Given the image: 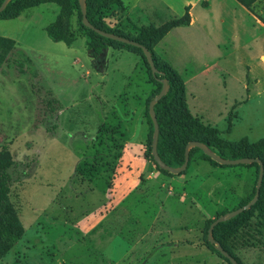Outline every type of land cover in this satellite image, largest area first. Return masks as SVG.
<instances>
[{"label":"rangeland","instance_id":"374dc122","mask_svg":"<svg viewBox=\"0 0 264 264\" xmlns=\"http://www.w3.org/2000/svg\"><path fill=\"white\" fill-rule=\"evenodd\" d=\"M123 1L126 20L105 22L131 37L192 5L197 23L171 30L156 54L183 79L190 113L221 140L264 138V0L252 13L233 0H208L214 15L200 0ZM28 11L0 20V36L28 60L15 65L17 55L0 73V150L15 163L8 199L24 229L0 264H227L207 247V223L252 197L256 167L214 165L195 153L183 174L158 171L146 118L157 87L141 57L122 50L102 75L82 49L76 15L71 31L81 42L68 47L45 32L58 6ZM221 14L237 25L227 38L210 31ZM107 118L112 126L101 129ZM227 245L242 264H264L256 212Z\"/></svg>","mask_w":264,"mask_h":264},{"label":"trees","instance_id":"16d2710c","mask_svg":"<svg viewBox=\"0 0 264 264\" xmlns=\"http://www.w3.org/2000/svg\"><path fill=\"white\" fill-rule=\"evenodd\" d=\"M2 1L3 0H0V5ZM237 1L251 11L253 4L257 0ZM44 3H54L59 7V12L55 20L45 27L46 35L51 41L63 42L68 47L74 43L76 36L71 31V18L76 15L79 31L85 38V44L92 59L97 58L103 50L107 48L126 50L141 57L147 68L150 80L157 87L146 99V118L149 125V157L158 171L169 174V172L161 170L158 167L151 155L153 125L148 114V104L150 100L159 93L162 87L161 80H166L169 87L167 93L154 106L159 126L157 151L161 161L170 167L181 166L184 162V150L187 143L199 141L206 144L213 151L216 150V153L225 159H260L264 167V138H260L253 143L249 142L247 138H242L235 142L221 140L218 137L219 132L216 129L204 125L197 117H194L190 113L186 103L183 79L174 68L163 61L154 51V47L169 31L176 27L189 25V6L184 8V12L180 17L170 19L159 26L147 25L136 28L138 35L131 37L122 32L112 30L105 22L106 19L113 18L116 15L119 16L121 12H124L123 0H86V17L91 25L102 31L131 39L148 49L151 53L154 65L159 72V74L153 76L140 48L102 37L82 24V15L78 0H11L3 11L0 12V20L15 19L23 10ZM14 45L15 42L13 39L0 36V68L14 48ZM111 116H114V113H112ZM107 121L108 118L100 126L101 129L112 126L110 123H107ZM110 129L113 130V128ZM195 153H200L203 160L216 165L214 161L204 155L198 148H192L189 151L188 165L192 162ZM14 164L7 147L3 146L0 150V260L15 246L24 231L8 199V191L13 182L9 170L14 167ZM251 166L256 167L258 176V165L253 163ZM180 174H183V172ZM252 197L240 204L237 208L248 203ZM254 212L257 213L260 226L264 229V171L257 202L249 210L240 213L226 222L217 224L212 231L214 240L217 241L223 250L230 254L238 264L242 263L228 248L227 242L230 236L253 216ZM214 219L208 221L207 229ZM207 247L225 260L227 264H230L229 261L222 257L220 253L216 251L215 247L208 242V239Z\"/></svg>","mask_w":264,"mask_h":264},{"label":"water","instance_id":"95a60500","mask_svg":"<svg viewBox=\"0 0 264 264\" xmlns=\"http://www.w3.org/2000/svg\"><path fill=\"white\" fill-rule=\"evenodd\" d=\"M10 1L11 0H3L2 1L1 5H0V12L3 11V9L6 7V5ZM78 4H79L81 15H82V24L85 27L91 29L92 31H94L95 33L99 34L102 37L140 48L143 52V55L146 59V62L148 63V66L151 70L152 75L154 76L156 74H159L158 70L156 69V67L154 65L151 53L148 51V49L146 47H144L143 45H141V44H139V43H137L131 39H128L126 37H122V36L116 35L114 33L105 32V31H102L100 29L95 28L93 25H91L89 23V21L87 20V17H86V0H78ZM161 83H162V87H161L159 93L156 94L150 100V102L148 104V114H149V117H150V119L152 121V125H153L152 142H151V155L153 157L154 162L158 165V167L161 170L167 171V172L174 174V175H177V174L184 172L187 168V165H188L189 151L192 148H198L204 155H206L212 161H214L220 165L235 166V165H251L253 163H256L258 165V168H259L258 177H257V182H256L255 194L252 197V199L248 203L243 205L242 207L234 209L232 211H229L227 213H224V214L218 216L216 219H214V221L209 225V227L207 229L208 242L211 245H213L215 247L216 251L219 252L222 257L227 259L230 264H238L237 261L230 254H228L225 250H223L221 245L217 241L214 240V238L212 236V231H213V228L217 224L226 222V221L236 217L240 213L249 210L257 202V200L259 198V191H260L261 182H262V178H263V171H264L263 163L261 162L260 159H253V158L225 159V158L221 157L220 155H218L216 152H214L206 144L201 143L199 141H191V142L187 143V145L185 146L184 162L181 166L170 167V166L166 165L163 161H161V159L158 155V151H157V143H158V137H159V126H158V122H157L155 111H154L155 104L167 93L168 88H169L166 80H161Z\"/></svg>","mask_w":264,"mask_h":264},{"label":"crops","instance_id":"0c3cea01","mask_svg":"<svg viewBox=\"0 0 264 264\" xmlns=\"http://www.w3.org/2000/svg\"><path fill=\"white\" fill-rule=\"evenodd\" d=\"M208 1V0H207ZM233 2L235 3V5L237 6V7H239L241 10H242V8L243 9H245V10H247L248 12H250V13H252V8H253V6H254V4L256 3H254L253 4V6H252V8H251V11H249L248 9H246L244 6H242L237 0H233ZM199 3H200V5L202 6V7H204L208 12H210V15H214V9H212L211 10V4H210V2L208 1V6H204L202 3H201V0L199 1ZM44 4H54V3H44ZM123 4H124V8H125V12H121L120 13V15H119V17L122 19V20H126V16H125V13H126V6H125V3H124V1H123ZM41 5V4H40ZM56 5V4H55ZM57 6V5H56ZM187 6H189L190 8H189V15H190V22H189V25H187L188 27H190V26H193L195 23H197V20H196V18H195V16H194V14H193V6L192 5H187ZM187 6H185V7H187ZM35 7H37V6H35ZM184 7V8H185ZM32 8H34V7H32ZM59 8V7H58ZM29 9H31V8H28V9H25V10H23L21 13H20V15L17 17V18H15V20L16 19H19V18H28V10ZM183 12H184V9H183ZM183 14V13H182ZM56 18V17H55ZM232 17H228V16H224L223 14H221V15H219V17H218V22L216 23V27L215 28H211L210 29V31H216L217 33H221V37L222 36H225L226 38H227V36H228V33L230 34L231 32H236V29H237V25H235V23L233 22V20L231 19ZM14 20V19H13ZM200 25V28H201V30H203L204 32H206V33H209V29H206L204 26H202V22L199 24ZM181 27H185V26H181ZM177 28V27H176ZM175 29V28H174ZM227 29V30H226ZM173 30V29H172ZM170 32V31H169ZM168 32V33H169ZM211 33V32H210ZM216 33V34H217ZM1 37H4V36H1ZM8 38V37H7ZM81 38H83V41L81 42V39L80 38H76V39H78V40H80V42H81V45H82V49H85V38L83 37V36H81ZM220 40V38H218V41H217V45L219 44V43H221V42H223L222 40L221 41H219ZM15 42V41H14ZM63 43V42H62ZM74 45V43L71 45V46H69V47H72ZM190 45L192 46V47H200V46H202V45H200V44H197L196 42H194V41H192L191 43H190ZM157 46V45H156ZM154 47V51H155V53H156V48L157 47ZM204 49H205V51H206V55H205V57L208 55V51H209V49L208 48H205L204 46H202ZM119 52H123L122 50H116V49H112V48H107V49H105V50H103V52L97 57V60L95 61V63L97 64V66H98V68L97 67H94V70L96 71V72H98V73H100L101 72V74L102 75H107V72L110 70V72H112V71H114L113 70V68H115V66L117 65L116 63H115V60H114V57L117 55V53H119ZM125 52V51H124ZM128 52V51H127ZM132 54H134V53H132ZM18 55V58H20V60H18V61H16L15 62V65H17L18 63H20V61H28L26 58H25V56L21 53V52H19L18 51V49H17V47H16V42H15V45H14V48L11 50V52H10V54L8 55V57H7V59H6V61L3 63V65L1 66V68H0V73H2L5 69H6V67L8 66V62L12 59V58H14V57H16ZM135 55H137V54H135ZM224 55V54H223ZM222 55V56H223ZM217 59H218V57H216ZM24 59V60H23ZM100 62H99V61ZM92 62H94L93 60H92ZM111 67H112V69H111ZM127 75L128 74H125L123 77H127ZM240 79V78H239ZM107 105V104H106ZM107 107H108V109H109V111L110 110H114V108H113V106H110V105H107Z\"/></svg>","mask_w":264,"mask_h":264},{"label":"flooded vegetation","instance_id":"af4514ba","mask_svg":"<svg viewBox=\"0 0 264 264\" xmlns=\"http://www.w3.org/2000/svg\"><path fill=\"white\" fill-rule=\"evenodd\" d=\"M92 59V58H91ZM94 62L97 60V58H95V59H92Z\"/></svg>","mask_w":264,"mask_h":264}]
</instances>
